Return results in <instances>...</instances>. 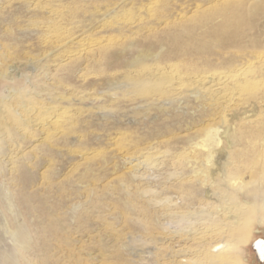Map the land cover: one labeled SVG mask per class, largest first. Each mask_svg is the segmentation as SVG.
Returning <instances> with one entry per match:
<instances>
[{
    "label": "bare ground",
    "instance_id": "obj_1",
    "mask_svg": "<svg viewBox=\"0 0 264 264\" xmlns=\"http://www.w3.org/2000/svg\"><path fill=\"white\" fill-rule=\"evenodd\" d=\"M65 1L27 0L33 9L21 24L20 12L1 11L0 0V27H6L10 41L8 45L0 42V77L11 82L16 76L26 78L22 87L7 86L0 96V209L5 199L13 213V217L5 215V224L17 243L5 264H149L124 245L122 235L129 227L122 219L126 227L122 224L124 229L106 231L109 240L102 235L108 222L102 221L100 229L95 227L96 238L85 234V245L81 238L72 237L73 232L68 238L66 234L73 228L85 233L94 224L73 227L65 219L66 213L53 210L54 227L63 234V243L48 235L45 226L40 234L43 213L51 210L47 199L52 168L49 152L55 139L65 137L67 144V138L78 133V129L62 130L60 138L53 137L56 127L62 128L64 122L69 123V129L78 124L77 120L66 121L71 111L61 105L65 91L61 93L58 84L66 86L62 82L66 74L80 76L89 65L111 76L110 89L121 93L112 95L118 101L117 109L124 99L130 108L142 109L148 115L152 109L170 116L173 111L176 123L189 132L175 134L161 126L145 138L125 137L117 143L114 167L116 172L124 171L119 176L120 188L126 209L140 228L132 230L129 238L138 241L149 234H164L167 241L186 244L157 252L159 264H229L226 257L234 234L253 214H264V0H190L191 10L179 14L172 13L169 3L164 2L148 9L149 14L156 12L154 19L138 22L133 11L121 14V3L114 7L116 0L108 1L112 8L103 9L106 12L101 15H79L77 8L74 13L58 7ZM86 1L81 0V4ZM4 17H9L11 24ZM112 18L116 19L114 28V23L108 22ZM15 21L23 29L13 34ZM75 21L83 26V33L62 38L65 28ZM97 23L108 26L109 31H125L127 39L116 44L114 39V43L101 39L90 51L71 55L76 52L71 48ZM34 35L45 38L41 59L24 49ZM61 40L66 44H60ZM83 44L76 46L81 49ZM52 46H58V51H47ZM124 53H130L131 58L120 64ZM12 55L25 58L30 74L20 72L24 62L9 63ZM152 137L155 143L147 140ZM155 171L165 174L166 179H156V183H152L154 178L145 179ZM168 171L173 181L166 177ZM167 182H172V190ZM41 184L43 189H39ZM239 194L246 207L238 202ZM139 198L145 200L143 204ZM82 207L75 205L74 210ZM27 217H35L36 235L31 246L22 239L23 232L29 236L31 232ZM185 217L187 226L165 229L171 219L178 222ZM74 218L73 214L71 220ZM153 221L156 228L152 231L148 223Z\"/></svg>",
    "mask_w": 264,
    "mask_h": 264
},
{
    "label": "rangeland",
    "instance_id": "obj_2",
    "mask_svg": "<svg viewBox=\"0 0 264 264\" xmlns=\"http://www.w3.org/2000/svg\"><path fill=\"white\" fill-rule=\"evenodd\" d=\"M1 1L3 2L1 11H5L6 13L11 12V14L17 11L20 12V14L23 16L22 19H19L21 24L25 23V20L28 19L26 15L29 14V10L33 9V7L27 6V0H9L7 2H4V0ZM108 1L110 3L112 0H88L83 4H81V0H67L62 5L60 4L61 6L58 5V7L70 8L72 11H74V13L77 12V8L79 15H101L106 12L105 10L107 7L109 9L112 8V6L108 5ZM164 2L169 3V7H171V12L174 14H179L184 11H190L192 7V3L190 0H116V5L113 6L119 7V4L121 3L120 7L121 5L122 7L118 9L121 14H125V11L127 10V12L133 11L136 17L139 16V19H135L136 22H138L139 20L151 21L152 19H154L153 16H155L156 12L151 11V13L149 14L148 9L151 10L153 6H157V4H164ZM96 5L98 6L97 9ZM161 10L162 9H159L158 11L161 13ZM56 13L58 14V11H56ZM72 18L74 19V17ZM102 18L103 17H98L99 20ZM6 19L8 20L7 22L11 24L9 17L5 18V21ZM115 20L113 21V18L110 20L108 19V22L114 23H112L113 28L116 27ZM19 21H15L12 23V28H14L11 33L14 34L16 31H20L23 29V27H19ZM96 26L97 27H95V29H90L89 31H86L85 34L81 36V38L83 39L79 41V43L76 42V44H80L83 42V45H85V47L83 46L80 49V47L76 46L75 44L71 49L76 52H73L71 55L76 54L77 51H90L93 47L97 45V43L101 41V39L107 42L111 41L110 43H114V39V41H116L114 44L120 43V41H125L127 39V37H124L126 36L125 31L114 32L109 31L107 28L108 26L106 25L100 26L98 24ZM5 28L0 27V42L3 41L2 43L8 45L9 36L5 34ZM32 29H34V27H32ZM84 30L85 29H83V26H80L78 21H75L74 24H71L70 26H67L65 28V32L62 33V38L65 36H68V38L78 37L80 36V34L83 33ZM44 40H41V38H38L37 35H34L33 37H31L30 42L28 41L29 43H26L24 49L27 51V53H30L36 58L41 59L43 57L41 52L44 50V43L42 41ZM63 41L64 40H61L60 44H66V42ZM9 49V51L13 50V48L11 47ZM58 49V46L56 48L52 46L48 48L47 51L56 50L57 52ZM20 57L22 56H10V58H12L13 60H10L9 63L15 65L21 64L25 61V58L20 59ZM130 58V53H124L123 56H121L119 63H124ZM25 63L26 62L21 64L20 72L24 74H30L31 71L24 65ZM105 69L108 71L111 70L109 65H106ZM110 77L111 76H109V74H104L100 71H97L95 65H89L88 68L80 74V76H77L73 72L66 74L65 78H63L62 81L64 84L66 83V86L63 87L62 85L58 84V88L60 89V91H62L61 93H63V90L65 91V98L61 101V105L63 104V106H65L67 110L71 111V114H69L68 118L65 119L66 121H69L70 119L77 120L78 124L75 128L69 129V123L64 122L65 126L62 125V128L58 129V127H56L57 131H54L53 137L60 138V136L63 135L61 134L62 130L69 131L71 129H78V133H72L67 138V144H64L63 141L64 139H66L65 137L60 138V140L55 139V143L51 147V150L49 152V155L52 156V168L50 173V183L47 191V199L49 202L48 210L50 206L51 210L47 214L43 213V220L41 223H39L41 224L39 227L40 234L43 235V228L45 226L47 228L46 233H48V235H54L56 242L59 240L58 242L61 241V243H63V234L57 232L55 227L58 226L54 227L55 224L54 220H52L53 217L51 214V211L53 210H57L59 213H66L65 219H67L69 225H72L73 227H76L75 225L78 224H80L81 227H86L88 222L94 224L92 227L88 226L85 233L77 231L76 228H73L69 229L68 234H66V238H68V236H72L73 232L72 237L81 238L83 240L82 243L85 245L87 244V237L85 236V234L89 233L91 238H96L97 233L95 231V227L96 229H100L102 221L108 222V228L103 229L102 231V235L106 234L105 237L108 240L110 239V236H108V233H106V231H111V233H113L115 231L124 229L126 227L124 224L126 223L129 228L126 231L128 233L122 235L124 245L128 246L129 248H132V250L137 254H141L143 262L149 264H159L157 252L171 250V247L173 246L178 248L186 244L182 241H180V243H175V241L172 240L167 241L166 238H164L166 237L164 234H158V236L156 234H149L148 236H145L143 239L138 241L136 239L129 238L130 232L132 230H140V228L133 222V216L130 215L126 209L127 207L124 201L125 194L120 188L119 178V176H122L124 174V171L122 169H119L120 172H118L121 173L120 175L118 174V172H116L117 170H115L114 167L113 153L117 147V143L119 141H122L123 138L131 137L133 139H142L145 138L146 135L150 134L153 130L161 126L164 131H175V134L181 133V135H185L189 132H186L185 127H180V125L176 123V121L172 117L175 116L172 113L173 111L171 112L172 115L170 116L168 113L163 114L159 113L157 109H152L150 115H148L147 113L141 111L142 109L130 108L128 106L130 104L124 99H122L120 103L122 105L120 109H117L118 101L114 100L112 95H120L121 93L117 90L110 89ZM24 79L26 80L25 77L19 78L18 76H16L15 81L11 82L8 80H4L0 77V96L3 95L7 86H14L17 89L20 86L22 87L25 84ZM109 101L111 103H108ZM109 105L113 107H110ZM120 124H122V126ZM164 124H168L169 127H165ZM122 127H125V129ZM119 132L121 134H119ZM167 139H169L168 136L165 138V140ZM147 140L152 143H155V141H157L153 137L148 138ZM153 173L155 175H152V173H148L145 179L149 180L150 178H154L152 180V183H156L154 182L156 179L160 181L166 179L164 177L165 174L162 176L159 175V172L155 171ZM167 173H169L168 175H166V177L169 178V182L173 181V175L169 171ZM169 182H167V185L170 186V189L172 190V182ZM135 183L139 184V181ZM141 184L143 185V183ZM154 185L158 186V184ZM118 188L120 189L118 190ZM39 189H43L42 184L39 185ZM112 189H114L115 192H113L114 190ZM161 190L163 191V188H160V191ZM134 198H137V196L135 195ZM144 201V199H138V202H140L139 204H143ZM238 202L241 204V206H247V204L244 202V197H242V194L238 195ZM1 203L2 210L0 209V264H5L7 257L15 252L17 243L15 242V236H13L11 232L8 231L6 227L7 225L5 224L7 223L5 221V215L13 217V213L11 212L9 205L5 199H2ZM81 204L84 210L82 208H76L74 210L75 205L78 207V205ZM259 207L262 208V205L259 204ZM73 214L74 216H76V218L71 220ZM97 215H100L101 219H99L100 217H97ZM261 215L260 213L253 214L249 219H247L246 223L242 225V228L238 229V233H236V235L234 234L235 239L231 244L228 256L226 257L230 262L229 264H264V259H262L255 253L256 241L264 240V214ZM60 216L61 218H63L61 214ZM83 216L85 219L83 218ZM116 216L118 217L116 218ZM186 218L188 217H185L184 220L180 219L178 222H176V220L171 219V225H167L165 229H170V226H187L188 224H186ZM34 219L35 217L33 219L27 217V225L29 226V229L31 231L30 236L26 232L22 233V239L27 242V244H29L30 246L32 245L33 239L36 235V229L33 222ZM121 219L124 220V224L121 223ZM9 220L10 224L13 226V221L10 218ZM153 222L148 223L149 225H151L150 227H152V231L154 230V228H156V223L155 221ZM152 224L154 227L152 226ZM157 229L159 230L158 226ZM140 232L141 231H138V233ZM30 237L32 239H30ZM132 239L134 241H132ZM181 239L182 237H180L178 240ZM157 240H160L161 242ZM98 244L99 241L96 240V245ZM161 247H163L164 249ZM150 252H154L156 256L151 255ZM124 254L126 255V252Z\"/></svg>",
    "mask_w": 264,
    "mask_h": 264
},
{
    "label": "flooded vegetation",
    "instance_id": "obj_3",
    "mask_svg": "<svg viewBox=\"0 0 264 264\" xmlns=\"http://www.w3.org/2000/svg\"><path fill=\"white\" fill-rule=\"evenodd\" d=\"M255 253L264 259V240L256 241Z\"/></svg>",
    "mask_w": 264,
    "mask_h": 264
}]
</instances>
